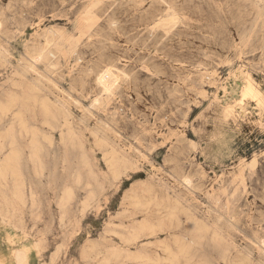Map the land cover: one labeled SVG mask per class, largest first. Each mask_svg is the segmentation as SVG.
<instances>
[{"label":"rangeland","instance_id":"rangeland-1","mask_svg":"<svg viewBox=\"0 0 264 264\" xmlns=\"http://www.w3.org/2000/svg\"><path fill=\"white\" fill-rule=\"evenodd\" d=\"M32 86L0 264H264V0H0V107Z\"/></svg>","mask_w":264,"mask_h":264},{"label":"bare ground","instance_id":"bare-ground-1","mask_svg":"<svg viewBox=\"0 0 264 264\" xmlns=\"http://www.w3.org/2000/svg\"><path fill=\"white\" fill-rule=\"evenodd\" d=\"M44 52V51H43ZM5 53V52H4ZM28 55V54H27ZM37 58V57H36ZM26 61V60H25ZM28 61V60H27ZM31 62L28 64V62H27V64H28V67L29 68H32L34 65H33V62L34 61H36L35 60V56H31V60H30ZM20 62H22V61H20ZM18 63V62H17ZM37 63V62H36ZM33 65V66H32ZM27 68V67H26ZM36 68V67H35ZM40 68V67H39ZM44 68V67H43ZM33 70V69H32ZM45 70V69H44ZM31 71V70H30ZM43 71V70H42ZM46 72V71H45ZM103 74V73H102ZM109 77H110V73L109 72H107V73H105V76L103 77V79H105V81L107 80V79H109ZM99 81H101L102 82V80H99ZM108 82V81H107ZM105 83V82H104ZM101 85V84H100ZM105 85H107V84H105ZM246 88H248V87H246ZM35 90V87H29L28 89H27V92H23L22 93V96H21V98L19 99V97H17L16 95H11L10 96V98H9V100H8V102L6 103V105L5 106H3V107H0L2 110H1V114H0V127L2 126V123H1V121L4 119H6V118H13V121H15V119L16 120H20V121H22L23 120V117H22V115H23V109H24V107L26 106V104L29 102V101H31L32 103H34L35 101H36V97H35V95L34 94H32V92ZM250 90V89H249ZM253 91V90H252ZM248 92V91H247ZM249 95V94H248ZM14 107H16V108H20V110H18L16 113H14V111L12 110ZM45 113L46 114H48V110L45 108ZM117 154H119V153H117ZM116 154V155H117ZM123 157V156H122ZM113 158V157H112ZM184 182V181H183ZM185 182H186V180H185ZM189 182V181H188ZM185 185H186V183H185ZM187 187V186H186ZM191 190V189H190ZM192 191V190H191ZM188 192V191H187ZM190 195V194H189ZM183 196V195H182ZM194 197V196H193ZM186 199V198H185ZM163 209H166V210H168L167 211V216H169V217H172V216H174L175 215V213L176 212H178L180 209H183V206L182 205H179V203L178 202H175L174 203V205L172 206V207H168V206H166V207H162ZM212 208V207H211ZM215 210V209H214ZM209 211V210H208ZM211 211V210H210ZM214 213V212H213ZM199 215V214H198ZM221 215V214H220ZM203 217V216H202ZM210 219V218H209ZM226 219V218H225ZM212 220V219H211ZM228 220V219H227ZM230 222V221H229ZM210 223V222H209ZM199 229H201V228H196L195 229V231H198ZM229 239V238H228ZM236 244H237V242H235ZM234 244V243H233ZM239 244V243H238ZM238 246V245H237ZM244 246V245H243ZM240 247V246H239ZM261 247V246H260ZM263 248V247H262ZM241 249V248H240ZM25 250H27L26 248H23V251H22V253H19V256H18V258H17V262L18 263H20V264H22V263H25L26 262V259H25V255L23 254V252L25 251ZM263 251H264V249H263ZM245 252V251H244ZM180 255H184L185 254V252H184V250H183V247L181 248V250H180ZM250 253V252H249ZM255 253V252H254ZM255 255V254H254ZM264 255V254H263ZM173 257H175V253L172 255ZM256 256V255H255ZM251 257V256H250ZM254 257V256H253ZM263 257V256H262ZM133 258V257H132ZM176 258V257H175ZM259 258V257H258ZM174 259V258H173ZM257 259V258H256ZM255 260V259H254ZM174 261V260H173ZM258 261V260H257ZM260 262V261H259ZM171 263V262H170Z\"/></svg>","mask_w":264,"mask_h":264}]
</instances>
